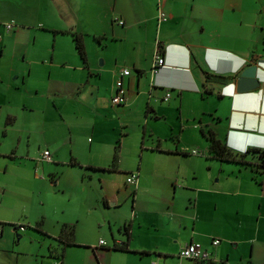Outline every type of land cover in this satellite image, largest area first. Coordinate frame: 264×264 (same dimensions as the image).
I'll return each mask as SVG.
<instances>
[{"label": "crops", "instance_id": "0c3cea01", "mask_svg": "<svg viewBox=\"0 0 264 264\" xmlns=\"http://www.w3.org/2000/svg\"><path fill=\"white\" fill-rule=\"evenodd\" d=\"M156 2L0 0L4 38L19 39L23 31L39 40L28 57V50H23L16 65L0 69V124H5L7 134L6 126L15 124L18 115L39 114L35 108L44 96L37 95L41 82L45 88L46 79L59 81L60 88L74 95L79 81H67L63 73L90 70L95 88L87 103L93 123L103 117L112 128L113 145L118 142V170L126 177L138 174L130 190L123 184L118 189V195L127 190L124 194L130 198L117 235L105 240L106 246H99V239L91 249L98 264H196L179 257L190 242L200 243L213 264H264V169L210 157L208 141L201 134V129L211 128L240 151L264 148V77L239 89L234 74L264 61V1L254 0L251 6V0H162L168 19L160 23ZM259 2L260 8L252 11ZM9 21L14 27L6 31L4 23ZM69 31L83 34L85 62ZM6 44L0 43L1 56ZM94 54L99 63L89 61ZM156 55L164 65L152 72ZM123 70L130 71L122 77L126 102L114 105L110 97ZM5 73L15 75L14 85L5 81ZM61 102L54 100V108L59 110ZM47 117L43 111L42 118ZM60 120L64 121L62 115ZM131 122L138 127L132 133L127 130ZM117 128H126L120 143L113 133ZM70 145L69 163L105 168L106 146L93 148L99 153V161L93 163L81 160L76 146ZM131 145L136 146L139 162L121 167L119 155ZM91 148L87 146V152ZM44 150L50 152L48 147ZM191 150L198 153L190 154ZM17 151L19 146H0V264H11L10 258L13 264L47 260L63 264L52 256L63 225H74L75 242L89 247L76 238L80 216L97 213L98 221L109 228L111 224L84 202L73 209L61 202L65 196L70 200L77 188L85 193V188L78 178L59 184L51 164L59 161L54 150L51 161L40 156L17 158ZM106 198L102 202L108 206ZM121 201L118 207L123 206ZM39 221L41 232L32 226ZM14 226L24 229L16 233ZM124 226L128 233L122 231ZM30 229L39 236L38 247L33 249L31 242L29 250L18 249L14 235L20 237ZM214 239L219 240L217 245L212 244ZM120 243L128 251L111 248Z\"/></svg>", "mask_w": 264, "mask_h": 264}, {"label": "rangeland", "instance_id": "374dc122", "mask_svg": "<svg viewBox=\"0 0 264 264\" xmlns=\"http://www.w3.org/2000/svg\"><path fill=\"white\" fill-rule=\"evenodd\" d=\"M253 2L254 0H251V6H253ZM260 5L261 3L259 2V6L253 7L252 11L255 8H260ZM0 32V43L7 41L6 47L3 49L5 50V54L0 55V69L3 71L12 64L16 65L15 63H18V57L22 58L23 50H28V57L31 54V50H35L39 43V40L34 41L31 32L29 34L28 32L19 31V39L15 38L13 41L11 38H4L6 33L2 29H0ZM36 37L39 38L38 35ZM89 42L93 47L96 46L92 41ZM90 60L94 64L96 54L93 57H89ZM96 62L99 63V59ZM89 72L90 70L88 69H82L70 70L63 73V77L67 81H79L78 91L74 95L66 88H60L59 83L61 82L51 81L49 78L46 79L45 88H43V83L41 82L39 89L41 92L37 93L38 96L44 95L37 100L39 105L35 108V111L39 114L26 111V113H23V116L18 115L15 124L6 126L7 134H5V124L3 125L2 122L0 124V146H19L17 158H27L29 156L41 157L42 150L48 147L50 152L54 150L55 158L59 160L51 163L55 167L54 177L58 180L59 184L77 178L79 182L83 181L82 186L85 188V193L80 188H77L73 195L70 194V200L65 196L63 201H61L67 208L73 209L76 205L81 206L84 202L86 207L90 209L96 208L99 212H102V219H108L111 224L109 228L104 223L98 221L97 213H87L80 216L82 223L77 230L76 238L83 241V243H87L89 247L86 244L76 243V245L68 247L67 250L64 249L63 252L65 250L66 252L63 253V257L59 256L60 258H56L58 263L59 261H63V264H98L99 259L92 251L93 245L99 239L111 241V235H117L118 221L123 219V217H127L125 213L129 206L127 200L130 197L124 193L130 190L131 186L125 184V173L118 170V145L114 152L116 143L113 145L112 135L109 134L112 128L109 123L105 122V119H102L103 117L99 122L93 123L92 107L87 103V97L90 96L91 91L95 88V76H92ZM44 74L45 76L49 75V72L44 71ZM14 76H9L8 73H5L4 79L13 84L12 79ZM62 91L64 92L60 95ZM75 95H79V97ZM58 98L62 99V102L59 104V110L55 109L53 104V101ZM24 102L28 103L27 100H24ZM43 111L49 113V117L46 120L42 118ZM61 115L64 121L60 120ZM136 129H138L137 124L131 122L127 130L132 133ZM113 133L116 139L119 138L120 143L121 134L126 133V128H120V130L117 128ZM131 138L132 136L129 139ZM71 143L73 146H76V154L81 160L93 163L99 161V153L93 150V148L97 145L106 146L108 157L105 156V168L102 170L94 169L95 167L85 168L87 164L90 165L87 162H79L81 166L71 165L69 163L71 158ZM87 146H92L90 152H87ZM135 147L132 145L131 148L130 146L123 147L121 157L119 155L121 167L127 168L139 162L138 154L135 156ZM114 153H117L116 162L113 160ZM122 184L126 185L127 190H121V194L118 195V189ZM107 196L108 206H105L102 200ZM118 199L122 200L121 204L123 206L118 207ZM114 201L116 204L112 205L111 203ZM36 223L32 226L35 227ZM100 223H102L101 228ZM19 235L20 237L14 235V241L16 240L15 245L19 243L17 245L18 249L28 247L31 242L33 243V249L38 247V243L36 242L39 240V236L31 233V229ZM29 247L27 250H29ZM45 249L47 250V248ZM1 256L4 257V255ZM13 261V258H10L11 264H13ZM52 262L51 260H47L44 264H52Z\"/></svg>", "mask_w": 264, "mask_h": 264}, {"label": "trees", "instance_id": "16d2710c", "mask_svg": "<svg viewBox=\"0 0 264 264\" xmlns=\"http://www.w3.org/2000/svg\"><path fill=\"white\" fill-rule=\"evenodd\" d=\"M72 40L74 42L75 49L82 59L83 62L86 60L85 56V47L83 43V34L78 32H68ZM201 134L206 138L208 141V154L210 157L217 159L218 161L222 162H232V163H238L245 166H251L254 170L260 171L264 169V148H248L245 151H240L237 149H234L232 147H229L219 136L217 133L211 129H201ZM118 142L116 143V146L114 147V152L117 149ZM247 156H252V158H256L255 161L247 160ZM113 160L117 161V153H114ZM71 165H79L78 162L72 160ZM85 168H94L92 166H85ZM97 169V168H94ZM105 204V202H102ZM42 222H37L34 229L41 232L40 225ZM122 231L124 233H128V228L126 226L122 227ZM74 225H63L60 229L59 234L55 237V240L57 242V247L54 248V251L52 250V256L63 257V251L67 246H74L76 245V242L74 240ZM112 249L119 250V251H128V248L125 243L120 244H113ZM57 250V252H56ZM51 252V251H50ZM196 264H213L211 261H196Z\"/></svg>", "mask_w": 264, "mask_h": 264}, {"label": "built area", "instance_id": "2783aa9c", "mask_svg": "<svg viewBox=\"0 0 264 264\" xmlns=\"http://www.w3.org/2000/svg\"><path fill=\"white\" fill-rule=\"evenodd\" d=\"M156 10H157V21L158 23L162 21H166L168 19L167 14L162 9V0H157L156 2ZM122 21H120V24ZM14 27V23L12 21L5 22L4 28L6 31L12 30ZM164 65V60L161 56H155L152 66V72H156L160 67ZM129 70H123L120 73L119 78L115 82L114 86V94L110 97V102L114 105H121L126 102L125 97V88L122 83V77L129 75ZM190 154H197V150H191L189 152ZM41 158L43 160L51 161V155L48 150H44L42 153ZM137 172H130L126 177V183L128 185H135L137 181ZM24 229V226H14L13 230L17 233L19 231H22ZM0 234H1V228H0ZM219 243L218 239L212 240L213 245H217ZM99 246H106V241L103 239H100L98 242ZM179 257L190 259L194 261H211L209 253L203 249L202 245L198 242H190L183 246L179 251ZM151 264H162L161 262H152Z\"/></svg>", "mask_w": 264, "mask_h": 264}, {"label": "water", "instance_id": "95a60500", "mask_svg": "<svg viewBox=\"0 0 264 264\" xmlns=\"http://www.w3.org/2000/svg\"><path fill=\"white\" fill-rule=\"evenodd\" d=\"M264 63V61H263ZM262 62L255 65H249L243 68L241 71H238L235 74L237 88H243L247 84L251 83L253 80L256 83L260 82V78L264 77V64ZM233 84V83H232ZM238 94H244V92H238Z\"/></svg>", "mask_w": 264, "mask_h": 264}]
</instances>
